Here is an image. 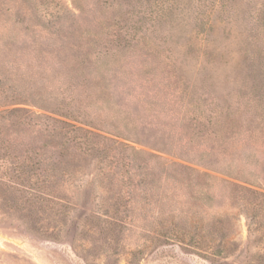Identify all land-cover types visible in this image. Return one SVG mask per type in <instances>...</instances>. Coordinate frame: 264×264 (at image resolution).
Returning <instances> with one entry per match:
<instances>
[{
  "label": "rangeland",
  "instance_id": "rangeland-1",
  "mask_svg": "<svg viewBox=\"0 0 264 264\" xmlns=\"http://www.w3.org/2000/svg\"><path fill=\"white\" fill-rule=\"evenodd\" d=\"M0 264H264V0H0Z\"/></svg>",
  "mask_w": 264,
  "mask_h": 264
},
{
  "label": "trees",
  "instance_id": "trees-1",
  "mask_svg": "<svg viewBox=\"0 0 264 264\" xmlns=\"http://www.w3.org/2000/svg\"><path fill=\"white\" fill-rule=\"evenodd\" d=\"M81 131V129H79Z\"/></svg>",
  "mask_w": 264,
  "mask_h": 264
}]
</instances>
